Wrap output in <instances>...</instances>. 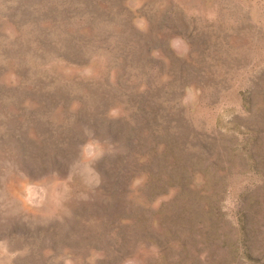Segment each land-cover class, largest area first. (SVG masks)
<instances>
[{"label":"rangeland","instance_id":"obj_1","mask_svg":"<svg viewBox=\"0 0 264 264\" xmlns=\"http://www.w3.org/2000/svg\"><path fill=\"white\" fill-rule=\"evenodd\" d=\"M0 264H264V0H0Z\"/></svg>","mask_w":264,"mask_h":264}]
</instances>
